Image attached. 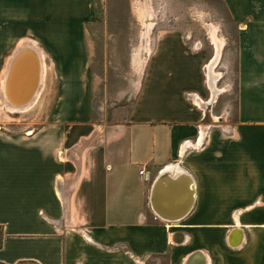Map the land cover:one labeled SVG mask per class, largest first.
<instances>
[{"label":"crops","instance_id":"crops-1","mask_svg":"<svg viewBox=\"0 0 264 264\" xmlns=\"http://www.w3.org/2000/svg\"><path fill=\"white\" fill-rule=\"evenodd\" d=\"M220 1L235 26L234 117L200 102L205 80L219 92L217 64L204 79L200 51L162 29L126 122L96 128L87 41L108 0H0V60L14 47L0 110L14 61L39 64L30 126L0 125V264H185L194 252L203 264H264V0ZM142 166L152 180L165 168L191 175L184 216L155 215Z\"/></svg>","mask_w":264,"mask_h":264},{"label":"rangeland","instance_id":"rangeland-1","mask_svg":"<svg viewBox=\"0 0 264 264\" xmlns=\"http://www.w3.org/2000/svg\"><path fill=\"white\" fill-rule=\"evenodd\" d=\"M107 4V17L102 29L93 30L96 38L87 41L92 127L113 128L126 122L156 33L162 29L182 32L185 43L191 49L200 51L204 79L207 76L204 67L216 53L214 33L221 40L215 67L219 74L215 82L219 92L212 95L205 80L203 100L200 102L212 111L228 110L230 119L234 117L235 26L220 0H108ZM13 48L1 58L0 71ZM53 86L51 84L49 91L44 92L38 110H47L48 102L53 98ZM26 108H19L17 111L21 113H14L16 110L9 112L2 106L0 125L30 126L31 116L26 113L29 111ZM93 138L94 135L89 139Z\"/></svg>","mask_w":264,"mask_h":264},{"label":"bare ground","instance_id":"bare-ground-1","mask_svg":"<svg viewBox=\"0 0 264 264\" xmlns=\"http://www.w3.org/2000/svg\"><path fill=\"white\" fill-rule=\"evenodd\" d=\"M215 46H216V53L215 56L207 63V71L206 74L209 76H212L213 74V67L217 64V60L220 53L221 48V40L215 36V33L213 35ZM13 65V64H12ZM10 71L8 73L7 80L5 82V96L8 101V104H4L5 108L9 111H17L19 108H25L29 105L30 97L33 96L39 79V64L34 59V57L25 54L21 55L19 58H17L15 64L11 66ZM41 70V69H40ZM217 76V74L215 75ZM212 83V82H211ZM212 87V84H210ZM212 89V88H211ZM216 91H218L217 88H215ZM205 128V125L202 126V129ZM155 178V177H154ZM152 179L150 180L152 185ZM177 183L179 179L174 180ZM183 181V180H182ZM163 182L158 179L156 183V190L159 191L161 189V186ZM150 185V187H151ZM182 188L180 185H175V190L173 192H169L167 194V197L174 198L177 197L178 188ZM150 190V189H149ZM164 208V211L160 210V214L162 216H172L173 212L170 210V208L166 205H162ZM155 213V212H154ZM159 218L164 219L159 216ZM168 221L167 219H164ZM190 262L194 263L196 260L199 261V264H203V259L199 252H194L190 254L189 256Z\"/></svg>","mask_w":264,"mask_h":264},{"label":"water","instance_id":"water-1","mask_svg":"<svg viewBox=\"0 0 264 264\" xmlns=\"http://www.w3.org/2000/svg\"><path fill=\"white\" fill-rule=\"evenodd\" d=\"M158 179L163 182L161 183L162 186L159 191L156 190V183ZM175 179H179V181H177L179 184H176L174 181ZM175 185H180L182 187L178 188L179 192H177V197H167L169 192H173L175 190ZM194 192V181L188 172L175 171L165 168L157 173L152 181V185L149 190V203L152 210L158 216L169 221H174L184 216L191 209L194 202ZM163 204L170 208L173 212L172 216H162L160 214V210L164 211V208H162ZM185 264H192L189 257L186 259Z\"/></svg>","mask_w":264,"mask_h":264},{"label":"built area","instance_id":"built-area-1","mask_svg":"<svg viewBox=\"0 0 264 264\" xmlns=\"http://www.w3.org/2000/svg\"><path fill=\"white\" fill-rule=\"evenodd\" d=\"M139 174L142 176L144 181H150L151 180V175L149 173V171L145 168V166H142L138 169ZM156 216H158L155 213Z\"/></svg>","mask_w":264,"mask_h":264},{"label":"trees","instance_id":"trees-1","mask_svg":"<svg viewBox=\"0 0 264 264\" xmlns=\"http://www.w3.org/2000/svg\"><path fill=\"white\" fill-rule=\"evenodd\" d=\"M1 237H2V229H1V225H0V244H1Z\"/></svg>","mask_w":264,"mask_h":264}]
</instances>
